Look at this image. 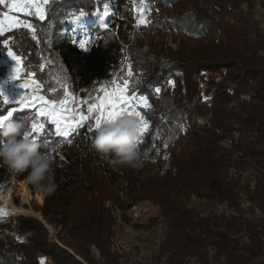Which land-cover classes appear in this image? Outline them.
Here are the masks:
<instances>
[{"label": "trees", "instance_id": "trees-1", "mask_svg": "<svg viewBox=\"0 0 264 264\" xmlns=\"http://www.w3.org/2000/svg\"><path fill=\"white\" fill-rule=\"evenodd\" d=\"M158 7L165 13L161 28H176L187 40L174 51L173 63H157L168 85L155 86L162 101L169 98L140 136L138 147L149 154L143 168L101 161L91 146L92 128L60 137L28 108L8 119L30 129L35 117L44 125L30 137L54 161L55 197L46 196L42 214L59 230L61 243L33 216H17L13 229V220L3 218L0 250L20 253L10 264H43L46 258L81 264L76 257L120 264L115 219L130 225L127 212L142 202L159 211L147 228L162 229L161 264L264 263V0H161ZM111 13L109 0H50L43 19L31 16V28L23 23L0 38V76L9 50L21 58L24 77L31 70L36 79L47 76L57 58L81 84L114 73L123 48L120 37L104 34V25L114 26ZM91 21L98 23L95 31ZM45 86L53 97L49 91L58 95L69 79L51 76ZM13 107L0 97V117ZM26 177L0 167V191Z\"/></svg>", "mask_w": 264, "mask_h": 264}, {"label": "rangeland", "instance_id": "rangeland-1", "mask_svg": "<svg viewBox=\"0 0 264 264\" xmlns=\"http://www.w3.org/2000/svg\"><path fill=\"white\" fill-rule=\"evenodd\" d=\"M49 1L50 0H47V3ZM109 1L112 6L111 20L114 26L104 25L102 28L105 29L104 34L107 36L106 38L110 36H115L116 38L120 37L121 39L119 42L123 48L122 61H119L115 72L113 73L112 70H108L101 77L91 80L90 84H81L80 81L76 79L78 76L76 78L70 76L68 69H64L61 64L62 61H59L57 58L54 63L51 62L50 64L52 65L45 70V72H48L47 76L38 79L34 76V70H31L27 77L22 76L21 62L20 69H18L19 78L14 80L12 77L14 75V69L17 67L16 61L12 60L7 54L3 60L7 70L0 76V93L8 98L10 102L8 104L14 105L13 109L9 112L13 114L17 110L28 108L35 109L38 113L40 101L35 100V97L43 96L45 100L54 103L64 102L66 111L70 115L87 117V119L83 121V126L95 130V120L98 117V113L95 111L90 112L89 109L99 104V100L103 99L106 91H111L117 84L123 88L125 87L124 82L127 81V94L129 96L143 97L147 100V107L141 105L135 109L141 113L145 121L148 123V118L155 119L157 115L160 114L161 109L167 104L169 96L163 101L160 99L161 88L164 89L168 85V81L160 77L157 63H161L162 61L164 63H173L172 56H174V51L178 50L181 44L184 45L183 43L187 40L186 35L179 32L177 33L175 30L176 28H174V30L161 28V20L165 17V13L160 11L158 7L161 0ZM21 2H31L41 5L45 17V7L47 3L45 4L44 0H3V3H0V19H4L5 16H13L19 19L20 25L23 23L29 25V17L40 18L39 15L35 14L34 9L30 8L28 14H26L24 11L12 7L14 3ZM180 6H185V4ZM171 14L172 13H170V15ZM89 24L91 31L98 29V23ZM15 28L17 27L6 30L3 35H0V38H4V36L7 37V34ZM40 67L42 68L41 63ZM129 71L132 73L130 76L128 74ZM51 76H58L60 80H62L63 77L68 78L69 87L60 91L56 96L53 90L49 91L53 97L47 95V93L44 92L46 88L45 82ZM33 81H35V83H33ZM157 83H160L161 86L158 92L156 91L158 88L155 86ZM21 84H28L29 87L22 88ZM36 85H39L38 89ZM101 89H104V91ZM23 94L25 99L29 102L34 101L31 107L17 103ZM39 117H42L45 121L51 122L47 117ZM197 121L200 122L202 120L198 119ZM69 123L78 124L80 121L79 118H77L76 121H70ZM53 126L55 134H57L56 126ZM83 126L78 129L83 128ZM148 128L149 125L147 129ZM63 147L62 145L57 146L58 149H62ZM68 153L73 154L72 152ZM61 155V153L58 154L59 157H61ZM98 156L101 161H108L99 154ZM7 191H9L10 196L6 198L5 195H7ZM1 194L4 198L0 196V209H4L7 215L0 216V220L3 218H10L13 220L11 221V229H13L16 226L14 220L17 216H33L44 224L51 240L58 246H61L58 237L59 230L47 224L43 218L42 210L46 201V195L35 189L28 180L19 181L16 179L11 181L8 188L0 191V195ZM53 197H55V194L50 195L48 201ZM118 214L122 215V212H118ZM158 215L159 211L152 206V204L149 202H142L136 209L127 212V219L131 220L130 225L121 222L119 217L115 219L116 237L114 239V250H116L120 256V264H161L156 261V256L159 251L158 245L162 237V229L157 225L152 228H147V222L150 219L158 217ZM134 223L138 225L139 229H134L132 227ZM2 229H4L2 230L3 233L5 232V234H7L8 228ZM17 255H20V253L15 249L6 248L0 250V262L2 261L10 264L12 259L17 257ZM93 257L95 263L99 261V254L97 252H94ZM75 259L81 264H88L79 257ZM43 264L53 263L50 258H46Z\"/></svg>", "mask_w": 264, "mask_h": 264}, {"label": "clouds", "instance_id": "clouds-1", "mask_svg": "<svg viewBox=\"0 0 264 264\" xmlns=\"http://www.w3.org/2000/svg\"><path fill=\"white\" fill-rule=\"evenodd\" d=\"M141 119L127 114L104 122L95 130L92 149L112 166L141 169L149 161L147 150L138 147ZM42 145L26 133L23 121L0 123V167L16 174L27 172L28 182L42 194L55 193L54 161Z\"/></svg>", "mask_w": 264, "mask_h": 264}, {"label": "snow or ice", "instance_id": "snow-or-ice-1", "mask_svg": "<svg viewBox=\"0 0 264 264\" xmlns=\"http://www.w3.org/2000/svg\"><path fill=\"white\" fill-rule=\"evenodd\" d=\"M0 3H3V0H0ZM44 3H47V0H44ZM14 9H18L20 11H24L26 14H28L29 9H34L35 14L39 15L41 19L44 18V12L41 5L35 4V3H14L12 5ZM19 19L17 17L13 16H5L4 19H0V35H3V33L6 30H10L13 27H20ZM28 28H31L32 26L29 24L27 25ZM83 46V45H82ZM5 47H7V44H5ZM8 56L11 57L12 60L16 61V69H14V75L12 79L16 80L19 78V71L20 65H21V58L18 57L16 54H14L11 50L8 51ZM129 76L132 74L131 71H129ZM35 83V81H33ZM115 83V82H113ZM125 87L121 88L119 84L116 85L111 91H106L103 99L99 100L98 105H94L92 108L89 109L90 112L95 111L98 113V117L95 120V130L98 129L104 122L113 120L119 116L122 115H135L141 119L142 127L140 128V136L146 132L147 130V122L145 121L144 117L141 115L139 111H136L135 109L141 105L148 106L146 98L143 97H136V96H129L127 94V81L124 82ZM22 88H28V84H21ZM36 88H39V85H36ZM104 91V89H101ZM158 92L159 89H156ZM0 97H3V102L5 104L10 103L8 98L3 96L2 93H0ZM74 99V98H73ZM99 99V98H98ZM35 100L40 101V108L38 110V115L47 117L53 125L56 126V132L57 135L60 137H68L70 132H75L79 127L83 126V121L87 119V117L79 116L77 115H70L66 111L65 103L59 102L54 103L49 100H45L43 96L35 97ZM17 103L31 107L34 101L29 102L25 99L24 94L20 97V99L17 101ZM12 116L11 112H8L7 115H3L0 117V123H3L4 121H7ZM77 118H79L80 123H69L70 121H76ZM43 123L37 124L35 122V117L33 118L31 122L30 129L26 127V133L30 136L32 132H42L43 131ZM34 141L35 137L32 138ZM140 141L138 140L137 143ZM44 143L46 144L47 141L45 140ZM7 215L6 211L4 209H0V216Z\"/></svg>", "mask_w": 264, "mask_h": 264}, {"label": "bare ground", "instance_id": "bare-ground-1", "mask_svg": "<svg viewBox=\"0 0 264 264\" xmlns=\"http://www.w3.org/2000/svg\"><path fill=\"white\" fill-rule=\"evenodd\" d=\"M0 196H1V198H4L2 194H1ZM9 196H10V193H9V191H7V195H5V197L7 198V197H9ZM14 210H15V209H14Z\"/></svg>", "mask_w": 264, "mask_h": 264}, {"label": "built area", "instance_id": "built-area-1", "mask_svg": "<svg viewBox=\"0 0 264 264\" xmlns=\"http://www.w3.org/2000/svg\"><path fill=\"white\" fill-rule=\"evenodd\" d=\"M264 264V263H263Z\"/></svg>", "mask_w": 264, "mask_h": 264}]
</instances>
